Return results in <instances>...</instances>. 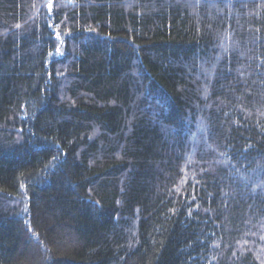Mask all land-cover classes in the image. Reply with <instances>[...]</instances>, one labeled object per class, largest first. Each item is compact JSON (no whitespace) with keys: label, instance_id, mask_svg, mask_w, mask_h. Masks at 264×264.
I'll return each mask as SVG.
<instances>
[{"label":"trees","instance_id":"trees-1","mask_svg":"<svg viewBox=\"0 0 264 264\" xmlns=\"http://www.w3.org/2000/svg\"><path fill=\"white\" fill-rule=\"evenodd\" d=\"M0 264H264V0H0Z\"/></svg>","mask_w":264,"mask_h":264},{"label":"snow or ice","instance_id":"snow-or-ice-1","mask_svg":"<svg viewBox=\"0 0 264 264\" xmlns=\"http://www.w3.org/2000/svg\"><path fill=\"white\" fill-rule=\"evenodd\" d=\"M49 8H51V4L49 5Z\"/></svg>","mask_w":264,"mask_h":264}]
</instances>
